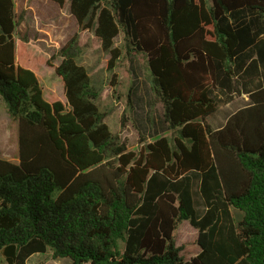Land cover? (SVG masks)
<instances>
[{
  "label": "trees",
  "instance_id": "trees-1",
  "mask_svg": "<svg viewBox=\"0 0 264 264\" xmlns=\"http://www.w3.org/2000/svg\"><path fill=\"white\" fill-rule=\"evenodd\" d=\"M48 1L94 33L109 70L118 37L147 58L153 104L176 137L129 151L80 64L79 34L56 55L66 103L46 101L17 64L16 0H0V108L17 123L19 160L0 156L4 261L264 264V0ZM241 97L249 105L213 130L208 119ZM184 222L198 232L189 260L176 244Z\"/></svg>",
  "mask_w": 264,
  "mask_h": 264
},
{
  "label": "rangeland",
  "instance_id": "rangeland-1",
  "mask_svg": "<svg viewBox=\"0 0 264 264\" xmlns=\"http://www.w3.org/2000/svg\"><path fill=\"white\" fill-rule=\"evenodd\" d=\"M16 14L17 64L35 72L46 101L66 103L64 83L55 72L60 64L56 55L66 42L79 34L82 47L80 64L89 70L94 84L101 90L99 106L107 114L105 122L113 133L127 141L129 151L139 153L142 147L159 138L176 137L163 123L162 106L153 104L152 77L147 58L144 55L127 56L122 37L116 41L123 51L122 56L116 67L109 70L111 57L102 52L93 32L79 31L68 5L59 8L48 0H16ZM248 105L247 97L236 98L208 119L210 127L213 130L222 128L232 114ZM17 133V123L11 121L1 107L0 156L13 162L18 161ZM197 209L203 213L198 199ZM233 213L237 218L241 216L236 210ZM197 238L198 232L187 222L180 226L176 244L182 249L184 259L189 260L200 253ZM0 264H7L1 256ZM29 264L72 263L69 260L54 261L49 253L34 256Z\"/></svg>",
  "mask_w": 264,
  "mask_h": 264
},
{
  "label": "crops",
  "instance_id": "crops-1",
  "mask_svg": "<svg viewBox=\"0 0 264 264\" xmlns=\"http://www.w3.org/2000/svg\"><path fill=\"white\" fill-rule=\"evenodd\" d=\"M17 150H18V133H17ZM8 159V158H7ZM9 160V159H8ZM11 161V160H10ZM13 162V161H12ZM19 160L17 162H14V163H18Z\"/></svg>",
  "mask_w": 264,
  "mask_h": 264
}]
</instances>
